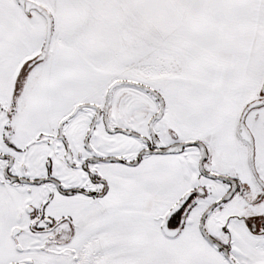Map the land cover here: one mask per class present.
<instances>
[{
	"label": "flooded vegetation",
	"instance_id": "af4514ba",
	"mask_svg": "<svg viewBox=\"0 0 264 264\" xmlns=\"http://www.w3.org/2000/svg\"><path fill=\"white\" fill-rule=\"evenodd\" d=\"M32 67L15 79L9 101H0L5 115L0 191L8 201L0 216V235L8 240L0 242V259H9L6 264H78L86 244L102 230L111 233L106 242L130 239L136 232L146 235L132 227L139 215L147 226L157 223L158 236L166 240L193 246L192 236L198 234L229 264L230 259L264 264V105L244 117L253 152L238 132L243 111L237 145L230 150L213 139H184L181 108L172 112L155 88L163 109L162 99L151 91L117 89L130 85L109 91L118 79L102 87L101 78L87 99L62 102V116L47 131L19 139L17 123L7 122L20 116L19 97L27 95ZM139 179L136 199L143 211L134 209L132 191ZM156 180L160 187L175 189V195L167 197ZM122 204L130 207L127 212L118 209ZM164 223L168 231L179 229L177 235L167 236Z\"/></svg>",
	"mask_w": 264,
	"mask_h": 264
},
{
	"label": "rangeland",
	"instance_id": "374dc122",
	"mask_svg": "<svg viewBox=\"0 0 264 264\" xmlns=\"http://www.w3.org/2000/svg\"><path fill=\"white\" fill-rule=\"evenodd\" d=\"M34 1L51 13L53 37L47 58L30 70L18 120L7 122L17 123L19 139L47 131L62 116V102L87 99L103 78L102 87L118 79L155 88L172 112L181 108L184 139L208 138L220 148L235 149L243 109L263 97L264 0ZM45 27L36 11L25 14L15 0H0V101H9L15 79L41 52ZM117 89L145 94L131 86ZM3 116L0 111V124ZM149 186L166 189L169 198L176 192L168 185ZM140 187L139 179L130 190L134 209L143 211L136 199ZM4 197L0 191V216L7 208ZM134 216L132 227L146 235L136 232L130 239L106 242L111 233L102 230L86 244L78 264H229L198 234L192 236L195 247L169 241L158 236L157 223L147 226ZM0 242L8 240L0 235ZM8 261L0 259V264Z\"/></svg>",
	"mask_w": 264,
	"mask_h": 264
},
{
	"label": "water",
	"instance_id": "95a60500",
	"mask_svg": "<svg viewBox=\"0 0 264 264\" xmlns=\"http://www.w3.org/2000/svg\"><path fill=\"white\" fill-rule=\"evenodd\" d=\"M16 3L20 6V8L23 10V12L25 14H30L32 11H36L37 13H39L45 20V39H44V44L43 47L41 49V52L34 58L32 59L29 63H28V67H32L35 64H37L38 62L44 60L47 58L49 50H50V45H51V41H52V37H53V17L51 15V13L48 11V9L40 4L37 1L34 0H15ZM119 85H130V86H135L138 88H142L144 90H148L151 91L153 94H156L157 96H159L162 99V109L164 108V100L163 98L159 95V93L157 91H155L154 89H152L151 87L145 85V84H141L135 81H131V80H118L115 81L109 91H111L114 87H117ZM262 92L264 93V84L262 86ZM109 95V92H108ZM264 105V97L261 99H257L254 100L252 102H250L245 109L243 110L241 119H240V123H239V127H238V132L239 135L241 136V138H243L244 140H247L250 143V146L252 148V152H253V142L251 141V136L249 134L248 129L243 125L244 123V117L246 116V114L253 108H257L260 106ZM67 119V118H66ZM65 122V121H63ZM251 160L253 162V156H251ZM182 203V200L180 201L178 206H175L169 214H172L175 212V210L177 209V207H179ZM167 220V219H166ZM202 226V231L204 233V235L210 239L209 235L206 233V231L204 230L203 224H201ZM163 231L165 232V234L169 237H174L177 235V233L179 232V229H175V230H171L168 231L166 230L165 227V223L162 226ZM232 264H237L235 263V261L233 259H230Z\"/></svg>",
	"mask_w": 264,
	"mask_h": 264
}]
</instances>
